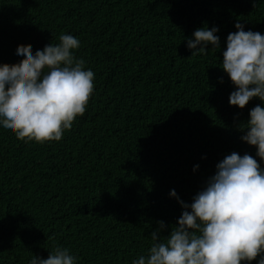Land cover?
Wrapping results in <instances>:
<instances>
[{
	"label": "trees",
	"instance_id": "1",
	"mask_svg": "<svg viewBox=\"0 0 264 264\" xmlns=\"http://www.w3.org/2000/svg\"><path fill=\"white\" fill-rule=\"evenodd\" d=\"M237 21L264 34V0H0V64L64 33L95 73L61 140L0 128V264L46 259L56 246L77 264H132L157 221L163 236L178 221L170 190L191 203L226 155L255 156L238 125L262 102L231 106L220 68ZM205 24L219 27L221 50L191 55L186 38Z\"/></svg>",
	"mask_w": 264,
	"mask_h": 264
},
{
	"label": "clouds",
	"instance_id": "2",
	"mask_svg": "<svg viewBox=\"0 0 264 264\" xmlns=\"http://www.w3.org/2000/svg\"><path fill=\"white\" fill-rule=\"evenodd\" d=\"M235 28L227 36L220 68L235 88L231 106L244 109L253 98L262 102L238 125L241 140L255 147V156L235 151L226 155L191 203L170 190L182 208L178 221L167 236L161 235L165 222L157 221L153 243L132 264H264V34L245 31L240 21ZM218 32V26L197 28L186 38L191 55H206L208 45L221 50ZM59 41L35 52L19 46V63L0 64V128L20 139L61 140L76 117L83 116L93 93L95 73L74 55L79 38L62 33ZM77 261L68 248L56 246L46 259L34 254L29 264Z\"/></svg>",
	"mask_w": 264,
	"mask_h": 264
}]
</instances>
